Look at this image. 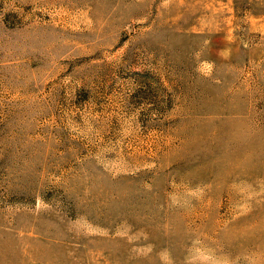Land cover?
I'll return each instance as SVG.
<instances>
[{"label": "rangeland", "instance_id": "obj_1", "mask_svg": "<svg viewBox=\"0 0 264 264\" xmlns=\"http://www.w3.org/2000/svg\"><path fill=\"white\" fill-rule=\"evenodd\" d=\"M0 264H264V0H0Z\"/></svg>", "mask_w": 264, "mask_h": 264}]
</instances>
